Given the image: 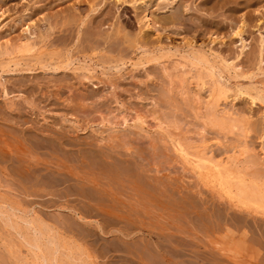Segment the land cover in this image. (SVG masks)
<instances>
[{"label":"rangeland","instance_id":"1","mask_svg":"<svg viewBox=\"0 0 264 264\" xmlns=\"http://www.w3.org/2000/svg\"><path fill=\"white\" fill-rule=\"evenodd\" d=\"M46 1L48 0H0V11L4 12L2 16L0 13V26L3 25L5 38L15 40L26 34L37 42V47L33 52L0 57V64H2L0 65V130L4 132L0 134V139L13 143L10 148L13 150L17 148L21 153L18 155L16 151L17 154L14 155V151L11 149L9 151L5 143L0 140L3 143L0 147V200L2 201H0V264H50V262L54 264L53 261L55 264H82L84 261L87 264H208V262L214 264V261L215 264H264V197L256 201L258 206L250 204V207L246 208L241 203L239 204L242 208L232 206L234 200L225 188L222 185L212 188L203 184L195 174L198 166L195 165L194 159L189 161L192 163L193 160L195 171L192 170L193 163L184 162V157L181 158L177 152L173 151L169 145L170 142L161 141L160 144V137L165 136L166 138L167 136L161 132V134L157 133L158 131H154V128L151 131L157 140L143 136L136 139L146 147L143 155L147 159L140 160L131 151L116 149L127 154L131 153L123 159L121 154L109 147L114 144V141L105 139L107 135L97 131L108 127L96 124L100 120V115L106 114L104 111L102 113L100 110L92 111L91 116L86 113H77L82 119L80 123H73L68 104L63 101L66 96V98H71L74 90V87L70 89L66 84L71 85L75 81L82 80L83 74L89 75L90 79H85L90 88L89 91L96 90L99 100L104 97V102L111 104L110 115L115 116L114 113L117 115L115 118H111L108 113L106 115L112 120L120 122L122 113L132 118L137 111L140 115L143 113L148 124L153 126L158 122L156 117L163 122L166 134L173 136L174 140H181L180 142H183L190 149L189 151L202 154L209 160H214L213 162L224 161L222 166L229 170L232 176H242L247 182H253L264 189V0H180V2L176 0L173 3L172 0H157L159 6L158 8L153 7L152 11L158 18L173 17L171 8L174 5L181 6V9L177 15L174 14L173 24L164 26L158 22L157 25L160 28L156 25V28H153L155 30L148 29L144 25L143 27V22L140 24L137 22L136 18L141 16L142 11L139 12V10L143 9V6L141 7L137 2L136 6L141 9L136 10L130 0L123 3L117 0H95L97 5L93 10H89L92 0H50L52 2L48 6L52 12L60 14L62 11L69 10L74 15L77 13V16L79 14L83 16L84 21L80 23L81 25L72 26L73 28L70 27L69 31L62 32L58 29L49 31L47 22H39L31 29L32 34L29 35V30L28 32L22 30L24 27L20 26V19L10 22V17L27 15L33 8L43 6ZM183 6L187 9L184 10ZM49 9L33 16L32 20L37 21L38 17H42ZM242 19L245 23L243 40L231 32L235 25L242 23ZM124 26V32L127 30L135 34L138 32L140 35L147 34L149 42L146 47H138L133 54L130 50L129 54L125 52L124 56L121 55V61L116 54L117 51L112 52L109 49V43L103 44L102 42L97 50H93L89 47L90 42L84 40L88 35L91 41L95 42L96 39L98 41L105 37L104 34H112L116 27L123 29ZM139 26H142L143 30ZM39 31L45 34L50 33V36L42 41L36 36ZM212 32L224 36L223 40L212 41ZM192 40L196 46L206 51L209 64L223 67V64L227 62L226 65H230V70H225L226 73L224 71L222 76L215 74L214 78L218 77L217 79L213 76L209 78L205 72H203V78H206L202 79L203 81L196 77L192 79L191 72L183 77L179 75L180 79L179 72L182 75L183 70H191L189 60L182 56L187 54L188 47L185 48V46ZM101 41L103 40H99L100 43ZM155 55H161V57L158 60L145 62L147 58L155 57ZM218 56H222L224 63L219 61L221 59ZM38 58L43 59H41L42 63ZM11 59L17 60L18 63L15 64ZM175 60L178 61L174 63ZM133 62L140 65L135 66ZM58 64L64 65L61 70H55ZM182 64L186 65L184 69L180 68ZM59 81L62 86L65 85L62 99L52 92ZM218 82L226 86L230 85L227 86L230 87L228 94L221 97L215 95L214 88ZM179 91L182 94L185 93L181 95ZM102 94L103 96H100ZM250 95L259 97V101H255L254 104ZM99 102L102 104V101ZM130 107L136 108L133 110ZM212 112L214 115L211 114ZM84 115H86L85 118ZM90 118L95 119V122L88 125ZM78 124L83 130L76 131ZM50 131H55L56 134L62 131L68 136L65 139H70L74 145L62 144ZM84 135L89 136L86 137L87 140ZM149 141H155L157 149H154ZM85 142L93 143L96 145L94 147L96 151H101L104 157H108L106 159L109 162L108 167L115 170L118 176L119 173H136L140 186L158 196V202L154 203L147 199L141 202L137 196H133L132 192L128 191L129 189H124L125 194L119 195L120 199H124L125 205L134 206L135 210L129 212V206L127 208L125 206L122 210L116 208V212L133 215V219L137 218L134 223L112 220L104 214L94 213L93 208H88L89 206L88 209L86 208L87 205L83 204L79 196L64 195L67 190L65 185L68 189L71 186L78 188L77 183L47 185L52 174L57 178L60 177L56 175V169H54V162H60L57 159L68 158L69 161L65 162L66 166H73L77 172H80V175L84 173L73 159L81 153L91 154ZM18 146L25 148L30 153L28 154L30 158L25 154L27 151L22 152ZM53 149L58 153L53 152ZM244 151L246 153H243ZM33 155L38 156L35 158ZM104 157L102 158L105 159ZM24 159L31 160V163L39 161L40 169L38 167L39 170H36L32 165L30 166L32 171L25 167L27 168L25 172ZM250 159H252L251 163ZM47 165L53 167L46 170ZM33 168L37 172H34ZM199 168L202 171V168ZM63 169L66 170L61 172L68 171L67 168ZM99 173L104 176L107 172L94 171L95 176L103 185L105 180H101L103 176ZM42 175L46 179L41 180V183L39 180L43 179ZM122 179L120 175V180ZM123 184L131 186V182L124 181ZM41 186L46 187L48 192L40 190ZM126 201L129 203L127 204ZM79 216L86 219H80ZM22 218L24 221L21 220ZM86 220L89 222L85 223ZM99 226L104 233L100 232ZM106 231L111 233L106 234ZM125 234L128 235L127 238ZM34 238L41 240V245H39L42 250L39 251L42 252L40 254L31 243ZM173 238L174 241H172ZM55 240L58 244L57 254H54V257L53 253H50L48 259L44 261L42 254L48 252L49 245L53 250L50 243ZM118 246H122L123 250L117 251ZM124 249H127L126 252Z\"/></svg>","mask_w":264,"mask_h":264},{"label":"bare ground","instance_id":"2","mask_svg":"<svg viewBox=\"0 0 264 264\" xmlns=\"http://www.w3.org/2000/svg\"><path fill=\"white\" fill-rule=\"evenodd\" d=\"M45 1V0H44ZM54 1V0H53ZM58 1V0H57ZM83 1V0H82ZM89 1V0H88ZM117 1H121L122 3L123 2H127V0H117ZM176 0H172V3L173 2H175ZM38 2V1H37ZM40 2V1H39ZM52 2V1H51ZM50 0H48V1H46V2H44V4H43V6H40V7H38V8H33L31 11H30V13L29 14H27V15H23L22 17H10L9 15V17H10V22H12V21H15V20H19L20 19V26H23L24 28L22 29L23 31H25V32H28V30L30 31V33H29V35H31L32 34V32H31V29H33L34 27H36L37 26V24L39 23V22H47L48 23V29L47 30H49V31H51V30H54V29H58L59 31H65V30H67V31H69V29H70V27H72V26H75V25H77V26H79V24L80 23H82V21H84V20H82V17L83 16H81L80 14H79V16H77V13H76V15H74V14H72L71 13V11H69L68 9V11H65V12H61L60 14L59 13H57V12H52L50 9H49V7L50 6H48L50 3ZM130 2H132L133 3V5H134V8L136 9V10H139V9H141L139 6H136V3L138 2V4L139 5H141V7L143 8V9H141V10H139V12L140 11H142V14H141V16H139L138 18H136L137 19V22H139V24L141 23V22H143L142 23V26L144 25L146 28H148V29H152V30H155V29H153V28H156V25H157V23L159 22V24L160 23H162L164 26H167V25H169V24H173V21H174V14H178V11L181 9V6H179V5H174V6H172V12H173V17H171L170 19H168L166 16H162L161 18H158V16L157 15H155L154 13L155 12H153L152 10H153V7H157L158 8V6H159V4H158V1L157 0H130ZM179 2H180V0H179ZM43 3V2H42ZM170 3V2H169ZM171 3V4H172ZM126 4V3H125ZM178 4V3H177ZM40 5V4H39ZM95 5H97V2L95 1V0H92L91 2H90V6H89V10H93L94 9V6ZM69 6V5H68ZM74 6V5H73ZM31 7V6H30ZM29 7V8H30ZM48 7V8H47ZM167 7V6H166ZM28 8V9H29ZM32 8V7H31ZM161 8V7H160ZM160 8L158 9V11L160 10ZM184 10H186L187 9V7L186 6H183L182 7ZM45 9H49V11L48 10H46L45 12H44V14L42 15V17L40 16V17H38V19H37V21H33L32 19V17L33 16H36V15H38L39 13H43V11L45 10ZM71 10H73V9H71ZM84 12V11H83ZM135 12V11H134ZM137 12V11H136ZM0 13H1V16L4 14V12L2 11H0ZM88 15V14H87ZM137 15V14H136ZM160 16V15H159ZM9 21V20H8ZM2 22V21H1ZM17 23H18V21H17ZM14 24V23H13ZM1 25V24H0ZM7 25V24H6ZM41 25V24H40ZM81 25V24H80ZM88 25V24H87ZM39 26V25H38ZM123 26V25H122ZM140 27V29H142L143 27ZM158 26V25H157ZM244 26H245V23H244V20L242 19V23H240L239 25H235V27H233L232 28V34H234V35H236L237 37H239V39H241V40H243V32H244ZM7 27H9L8 25H7ZM11 27V26H10ZM159 27V26H158ZM73 28V27H72ZM124 28H125V26L123 27V29H121L120 27H116L115 28V30H113L114 32H112V34H110V33H107L106 35L104 34V38L102 39H99V40H103V41H101V43L99 42V40L98 41H96L95 40V42H93V41H91L90 40V38L88 37V35H87V37L84 39L83 37V39L85 40V41H87L90 45H89V47L90 48H93V50H97L99 47H100V45L102 44V42H103V44L104 43H109V49L112 51V52H114V51H117V55L120 57V61H121V55H123L124 56V53L125 52H127L128 53V51L130 50L131 52H132V54L133 53H135L134 51L138 48V47H146L147 46V44H148V42H149V37L147 36V34H142V35H140L139 34V32L138 33H136L135 34V32H129V31H125L124 32ZM160 28V27H159ZM8 29V28H7ZM9 29H11V28H9ZM139 29V30H140ZM164 29V28H163ZM143 30V29H142ZM157 30V29H156ZM159 30V29H158ZM165 30H166V28H165ZM71 31V30H70ZM79 31V30H78ZM141 31V30H140ZM151 31V30H150ZM155 32V31H154ZM174 32V31H173ZM172 32V33H173ZM11 33V32H10ZM69 33V32H68ZM74 33V32H73ZM78 33V32H77ZM80 33V32H79ZM100 33V32H99ZM98 33V34H99ZM157 34V33H156ZM71 35V34H70ZM100 36H102L101 34H99ZM12 36V35H11ZM38 38H40L42 41H44L45 39H47V37L48 36H50V33H47L46 32V34L45 33H42L41 31H39L38 32V35H36ZM86 36V35H85ZM213 36V37H212ZM6 37V35H5V30H3V25L2 26H0V57L2 58V57H4V56H11V55H15L16 53H30V52H33L35 49H36V45H37V42L34 40V39H30V37L29 36H27L26 34L24 35V37H17V38H15V40H12L11 38H5ZM9 37V36H8ZM211 37L213 38L212 39V41H214V40H216V39H222L223 40V37L224 36H221V35H219L218 33H216V32H212V34H211ZM71 38V37H70ZM107 38H109L108 40H107ZM187 38V37H186ZM67 39V38H66ZM73 39V38H72ZM93 39V38H92ZM114 39H115V43H114ZM184 39H185V37H184ZM82 40V39H81ZM111 41H113V42H111ZM211 41V40H210ZM117 42V43H116ZM150 42H151V40H150ZM38 43H39V41H38ZM45 44V43H44ZM115 44V45H114ZM116 44H118V45H116ZM54 45V44H53ZM83 45V44H82ZM116 46V48H114V46ZM103 46V45H102ZM120 47V48H118V47ZM175 46V45H174ZM71 47V46H70ZM84 47H85V45H84ZM161 47H163V46H161ZM168 47V46H167ZM186 47H188V50H187V54L186 55H183L182 57L184 58V59H187V60H189V62H190V64H191V66H190V71H187L186 69H185V71L183 70V72H182V75H181V72H179V74H178V76L180 75L181 77H183V75L185 76L186 74H190V72H191V76L190 77H192V79H193V77H196V79H198V80H204V78H206V77H204L203 78V72H205L206 73V75L209 77V76H213V78H214V75L215 74H218L217 76H222V74L224 73V71L225 70H227V69H229L230 70V65L228 66V65H226L227 64V62H226V64H223V67H220L219 65L217 66V65H215V64H209V60H208V58H207V53H206V51H204V50H202L200 47H198V46H196V44H194L193 43V40L192 41H189V42H187V44H186V46H185V48ZM202 47V46H201ZM80 48V47H79ZM82 48V47H81ZM86 48V47H85ZM89 48V49H90ZM152 48V47H151ZM155 49H156V47H154ZM160 48V47H159ZM178 49V48H177ZM181 49V48H180ZM210 49V48H209ZM150 50V49H149ZM184 50V49H183ZM40 51V50H39ZM172 51V50H171ZM182 51V50H181ZM210 51V50H209ZM36 52V51H35ZM162 52V51H161ZM179 52H180V50H179ZM208 52V51H207ZM213 51H211V53H212ZM215 52V51H214ZM58 53V52H57ZM56 53V54H57ZM61 53V52H60ZM60 53H59V55H60ZM130 53V52H129ZM128 53V54H129ZM146 53V52H145ZM149 53H151V52H149ZM154 53V52H153ZM182 53V52H181ZM70 54V53H69ZM158 54V53H157ZM170 54V53H169ZM218 54V53H217ZM17 55V54H16ZM40 55V54H39ZM42 55V54H41ZM68 55V54H67ZM239 55V54H238ZM69 56V55H68ZM125 56H126V54H125ZM146 56V55H145ZM148 56H149V54H148ZM167 56H168V53H167ZM171 56V55H170ZM237 56V55H236ZM161 57V55H155V57H150V58H147L146 60H145V62H148V61H150V60H158L159 58ZM176 57V56H175ZM182 57H180V58H182ZM220 56H218V58H219ZM222 57V56H221ZM220 57V59L221 60H219V61H223V63H224V60H223V58H221ZM5 58V57H4ZM69 58V57H68ZM106 58V57H105ZM179 58V57H178ZM213 58V57H212ZM211 58V59H212ZM217 58V57H216ZM22 59V58H21ZM39 60H40V62L42 63V60L40 59V58H38ZM62 59V58H61ZM117 59H118V57H117ZM138 59V58H137ZM210 59V58H209ZM215 59V58H214ZM8 60V59H7ZM68 60V59H67ZM103 60V59H102ZM106 60V59H105ZM132 60V59H131ZM134 60V59H133ZM179 60H181V59H179ZM11 61H13L15 64H17L18 63V61L17 60H12L11 59ZM21 61V60H20ZM124 61V60H123ZM135 61V60H134ZM176 61H178V60H175V62L174 63H176ZM181 61H183V60H181ZM214 61H216V59L214 60ZM218 61V62H219ZM234 61V60H233ZM106 62H107V60H106ZM137 62H138V60H137ZM184 62V61H183ZM228 62H230V61H228ZM1 63H3V62H1ZM12 63V62H11ZM71 63V62H70ZM70 63H69V65H70ZM85 63V62H84ZM109 63V62H108ZM114 63V62H113ZM178 63H180V62H178ZM231 63V62H230ZM133 64L136 66H138V65H140V64H138V63H134L133 62ZM132 64V65H133ZM143 64H144V62H143ZM184 64H186L185 62H184ZM184 64H182L181 66H180V68L181 69H184L185 67H186V65H184ZM189 64V63H188ZM187 64V65H188ZM208 64V67H206V65ZM0 65H2V64H0ZM68 65V66H69ZM113 65V64H112ZM118 65H119V63H118ZM123 65V64H122ZM131 65V66H132ZM176 65V64H175ZM180 65V64H179ZM63 66L64 65H61V64H58L57 66H56V68H55V70H58V69H62L63 68ZM143 66V65H142ZM185 66V67H184ZM189 66V65H188ZM112 67V66H111ZM179 67V66H178ZM184 67V68H183ZM3 68V67H2ZM70 68V67H69ZM189 68V67H188ZM187 68V69H188ZM232 68V67H231ZM233 68H235V66H233ZM65 69V68H64ZM81 69V68H80ZM79 69V70H80ZM6 70V69H5ZM8 70V69H7ZM19 70V69H18ZM192 70H194V71H192ZM228 70V71H229ZM9 71V70H8ZM227 71V72H228ZM83 72V71H82ZM84 73V72H83ZM225 73H226V71H225ZM230 73V72H229ZM78 75V74H77ZM173 76V75H172ZM178 76H177V78H178ZM179 76V78L181 79V77ZM50 77V76H49ZM58 77H60V76H58ZM64 77V76H63ZM71 77V76H70ZM69 77V78H70ZM168 77V76H167ZM211 77H209V78H211ZM95 78V77H94ZM218 78V77H217ZM217 78H214V79H217ZM50 79H52V78H50ZM85 79H90L89 78V75L87 76V75H82V80H78V81H75L73 84H71V85H68V84H66V86H68V87H70V89H71V87H74L73 89V94H72V97L70 96V94H69V96L71 97V98H66L67 96L66 95H64V96H66L65 98H63V94H64V91H63V87H65V85H63L62 86V83H61V81H59V83H57V86H56V88L52 91L53 92V94L55 95V96H57L58 98H63V101L66 103V104H68L67 105V107H68V109L70 110V118H72L73 119V123H77V122H79L80 123V119H82L77 113H86V115H90L91 116V113H92V111H95L96 112V110L98 111V110H100V113H102L103 111L107 114H109V116H111L110 115V113L112 112L111 111V109H109L110 107H111V104H107V103H105L104 101H105V98L103 97V99H101V100H99L98 99V92H95V91H93V90H90L89 91V87H88V83L85 81ZM109 79V78H108ZM168 79H169V77H168ZM183 79H185V78H183ZM189 79V78H188ZM191 79V80H192ZM224 79V78H223ZM226 79V78H225ZM62 80V79H61ZM76 80V79H75ZM170 80V79H169ZM202 80V81H203ZM54 81H55V79H54ZM58 81V80H57ZM116 81V80H115ZM209 81V80H208ZM217 81V80H216ZM41 82V81H40ZM66 82V81H65ZM109 82V81H108ZM118 82V81H117ZM199 82V81H198ZM198 82H196V83H198ZM207 82V81H206ZM211 82H215V81H212L211 80ZM183 83V82H182ZM202 83V85H204V83L203 82H201ZM53 84V83H52ZM94 84V83H93ZM92 84V85H93ZM108 84V83H107ZM168 84H169V82H168ZM209 84V83H208ZM197 85V84H196ZM215 85V84H214ZM44 86V85H43ZM48 86V85H47ZM183 85H181V87H182ZM227 86H230V85H227ZM226 86V84L224 85L223 83H220V82H218L217 83V85L215 86V88H214V91H215V95L217 96V97H221V96H223V95H225L227 92H229V89H230V87L228 88ZM55 87V86H54ZM114 87V86H113ZM169 87V86H168ZM200 87V86H199ZM203 87V86H202ZM201 87V88H202ZM50 88V87H49ZM152 88V87H151ZM175 88V87H174ZM184 88V87H183ZM210 88V87H209ZM69 89V88H68ZM182 89V88H181ZM185 89V88H184ZM244 89H245V87H244ZM115 90V89H114ZM209 90V89H208ZM101 91V90H100ZM183 91V90H182ZM262 91V90H261ZM261 91H259V92H261ZM180 92V91H179ZM240 93H243V94H245V92H243V91H239ZM143 93V92H142ZM181 93V92H180ZM185 93V92H184ZM183 93V94H184ZM230 93H231V91H230ZM256 93V92H255ZM263 93V92H262ZM182 93H181V95H183ZM228 94V93H227ZM258 95V94H257ZM68 96V97H69ZM100 96H103V94L102 95H100ZM234 96H236V95H234ZM232 97V96H231ZM247 97V96H246ZM250 97H251V100H252V102L254 103L255 101L256 102H258L259 100V97H257V96H254V95H250ZM144 98V97H143ZM223 98V97H222ZM235 98V97H234ZM120 99V98H119ZM118 99V100H119ZM214 100V99H213ZM243 100V99H242ZM258 100V101H257ZM99 101H102V104H100V102ZM106 101H107V99H106ZM122 101V100H121ZM120 101V102H121ZM211 101V100H210ZM104 102V103H103ZM204 101H202V103H203ZM251 102V101H250ZM62 103V102H61ZM262 103V102H261ZM65 104V105H66ZM120 104V103H119ZM122 104H124V103H122ZM255 104V103H254ZM125 105V104H124ZM124 105H122V107L124 106ZM137 105V104H136ZM136 105H134V106H136ZM207 105V104H206ZM264 105V104H263ZM121 106V105H120ZM127 106H130V105H127ZM137 107V106H136ZM136 107H134V108H136ZM140 107V106H139ZM138 107V108H139ZM128 108V107H127ZM134 108H131L130 107V109H133V110H135ZM200 108H201V106H200ZM139 109H141V108H139ZM139 109H137V110H139ZM204 109V108H203ZM113 110V109H112ZM127 110V109H126ZM132 110V111H133ZM142 110H143V108H142ZM202 110V109H201ZM210 110H211V108H210ZM116 111V110H115ZM128 111V110H127ZM225 111V110H224ZM117 112V111H116ZM119 112H120V110H119ZM123 112V111H122ZM121 112V113H122ZM136 112V114L134 115V117H132V116H130V117H132V118H128V114L126 115L125 113H122L120 116L122 117L121 118V121L119 122H117V121H114V120H112L111 118L112 117H114L115 118V116L117 115V114H115L114 113V115L115 116H111V118L110 117H108L106 114H101L100 115V117H99V119L100 120H98V122L96 123L98 126L99 125H103V126H108L107 128H100V130H97V131H100V133L101 134H106L107 136H105L106 138L105 139H107V140H111V141H114V144L113 145H111V146H109L111 149H114L115 150V152L116 153H118V154H121V156L123 157V159H124V157L125 156H130V154L131 153H134L135 154V157L137 158V159H140V160H146L147 158L143 155L144 154V152H145V148L146 147H144L143 146V144H141L140 142H137L136 141V139H139V137H148V138H150L151 139V137H153V140H157L153 135H154V133L151 131V129L152 128H154V131H158L157 133H162V134H165L167 137L165 138V136L164 137H160V144H161V141L162 142H170L169 143V145H171V148L173 149V151L174 152H177L179 155H180V157L181 158H183V160H185L184 162H186V161H188V163L189 164H192L193 163V160H192V163H190L191 161H189V160H191V159H194V161H195V165L196 166H198V170H197V168H196V175L198 176V178L200 179V181L203 183V184H206L207 186H209V187H217L218 188V185L219 186H223L224 188H225V190L231 195V197L233 198V200H234V202H232L234 205H232V206H235V207H241V205L239 204V203H241L242 205H244L246 208H249L250 206V204H256L257 205V200H259L260 198H263L264 197V189H262V187L260 186V185H257V184H254L253 182H247L246 181V179L244 178V177H242V176H239V177H237V176H232V173L229 171V170H226L225 168H224V166H222V165H224V161H218L217 162V160H216V162H213V161H211V160H209L208 158H206L204 155H202V154H195V153H193V152H191V151H189L190 149L186 146V145H184L183 144V142H180L181 140H177V139H173V136H171L170 134H166L167 133V131H166V128L163 126V122L161 121V120H159L158 118H156L155 117V119H157V121L158 122H156L153 126L151 125V124H148V122L145 120V118H144V116L141 114L140 115V113H138L137 111H135ZM208 112V111H207ZM206 112V113H207ZM99 113V114H100ZM153 114H154V112H152ZM212 115H214V112H212L211 113ZM216 114V113H215ZM82 115V114H81ZM86 115H84V118H85V116ZM219 115V114H218ZM233 115V114H232ZM94 116H96V114H94ZM83 117V116H82ZM92 117H93V114H92ZM227 117H228V115H227ZM67 118H69V117H67ZM89 118V117H88ZM94 118V117H93ZM113 118V119H114ZM205 118V117H204ZM203 118V119H204ZM71 119V120H72ZM231 119V118H230ZM4 121V120H3ZM66 121V120H65ZM70 121V120H69ZM204 121V120H203ZM94 122H95V119L94 120H91V118H90V120H89V122L87 123L88 125H91V124H94ZM155 122V121H154ZM204 122H206V121H204ZM212 122V121H211ZM72 123V122H71ZM72 123V124H73ZM85 123V122H84ZM223 123V122H222ZM169 124V123H168ZM173 124V123H172ZM242 124V123H241ZM175 125H177V124H175ZM75 126V125H74ZM82 126H84V125H82ZM61 127V126H60ZM77 128H76V131H78L79 129L80 130H83V128H81V125H79L78 124V126H76ZM97 127V126H96ZM102 127V126H101ZM235 127V126H234ZM6 128V127H5ZM233 128V127H232ZM75 129V128H74ZM85 129V128H84ZM99 129V128H98ZM230 129V128H229ZM2 130V129H1ZM0 130V134H3L4 132H2ZM54 130V129H53ZM69 130V129H68ZM67 130V131H68ZM96 130V129H95ZM46 131V130H45ZM44 131V132H45ZM63 131V130H62ZM62 131L61 132H59L58 134H56L57 132H55V131H50V133H52V135L54 134L57 138H58V140H60L61 141V143L62 144H64V145H67V146H70V145H74V143L73 142H71V140L70 139H65L66 137H68V136H66V134H63L62 133ZM66 131V130H65ZM245 131V130H244ZM92 132V131H91ZM246 132H247V130H246ZM13 133V132H12ZM25 133V132H24ZM160 133V134H161ZM9 134V133H8ZM5 135V134H4ZM28 135H29V133H28ZM90 135V134H89ZM157 135V134H156ZM8 136V135H7ZM6 136V137H7ZM17 136V135H16ZM88 136V135H87ZM86 136V137H87ZM3 137V136H2ZM1 137V138H2ZM30 137V136H29ZM78 137H79V135H78ZM84 137H85V135H84ZM86 137H85V139H86ZM89 137V136H88ZM95 137V136H94ZM93 137V138H94ZM5 138V137H4ZM82 138V137H81ZM175 138V137H174ZM176 138H177V136H176ZM19 139H21V138H19ZM96 139V138H95ZM94 139V140H95ZM100 139V138H99ZM103 140H104V137L102 138ZM145 139V138H144ZM180 139V138H179ZM184 139V138H183ZM1 141H3V143H5V145H6V147H7V149L10 151V149H11V151H14V155L15 154H17V152H18V155L19 154H21L20 153V151H18L17 150V148H14V150L12 149V148H10L12 145H13V143H10L9 141H6L5 142V139L4 140H2V139H0ZM7 140V139H6ZM75 140V139H74ZM87 140V139H86ZM93 140V141H94ZM22 141V140H21ZM73 141V140H72ZM90 142H91V140H89ZM100 140H98V142H99ZM184 141V140H183ZM202 141V140H201ZM82 142V141H81ZM88 143V142H85L84 144H85V146L87 147V149H88V151L91 153V154H84V153H81L80 155H78V156H76V158H74L73 159V161H75V163L77 164V166L79 167V168H81V169H83V171H84V173H82L81 175L79 174L80 172H77L76 171V169H74V167L73 166H71V167H69V166H66L67 164H65V162H67V161H69V159L68 158H65L64 160H59V159H57V161H60L59 163L57 162H54L55 163V167H54V169H56V175H59L60 177H55V175H51L52 176V178H51V180H49V182L47 183V185H50V186H54L55 184H70V183H77L78 185H79V187L78 188H74V187H72L71 186V188H67L66 187V185H65V189H67L65 192H64V195H72V196H79L78 198H80V200L83 202V204H85V205H87L86 206V208L88 207V208H93L94 210V213H96V212H98V213H101V214H104V216H108V217H111L110 219H117V220H121V221H124V222H133L134 223V221L137 219H133L132 218V216L133 215H125L124 214V212H119V213H117L116 212V208H118V210H122V208L123 207H125L126 206V208L129 206V205H125V203H124V199L123 200H121L120 199V196L119 195H122V194H125V190L124 189H129L128 191L130 192H132V195L133 196H137L138 197V199L142 202V201H144L145 199H147V200H150V201H154V203L155 202H158L157 200H158V196L157 195H154V194H152L151 192H149L148 190H145L144 188H142L140 185V183H139V181H138V179H137V174L135 173V174H130V173H119V176L116 174L117 172L115 171V170H113L112 168H110V167H108V164H109V162L106 160L108 157H104L102 154H101V151H96V149L94 148L96 145H94L93 143ZM101 142V141H100ZM107 142V141H106ZM145 142V141H144ZM150 143V145L155 149L157 146H156V144H155V141H149ZM1 143V142H0ZM3 143H1V145H0V147H2V144ZM54 143V142H53ZM157 143H158V141H157ZM264 143V142H263ZM47 144V143H46ZM159 144V143H158ZM168 144V143H167ZM48 145V144H47ZM51 145V144H50ZM83 145V144H82ZM145 145V144H144ZM164 145V144H163ZM188 145V144H187ZM24 146V145H23ZM76 146V145H75ZM160 146V145H159ZM165 146H166V144H165ZM199 146V145H198ZM22 147V146H21ZM20 146H18V148H19V150L21 149L22 150V152H26L27 150H25V148L24 149H22ZM53 148H54V146H52ZM56 147V146H55ZM104 147V146H103ZM161 147V146H160ZM50 148H51V146H50ZM98 148V147H97ZM100 150H101V148H102V146L100 145ZM196 148V147H195ZM195 148H191L192 150L193 149H195ZM27 149V148H26ZM39 149H41V148H39ZM86 149V148H85ZM84 149V150H85ZM116 149H124L125 151H131V153L129 152V154H127V153H124L122 150H116ZM157 149V148H156ZM162 149V148H161ZM197 149V148H196ZM1 150V149H0ZM4 150V149H3ZM2 150V151H3ZM83 150V151H84ZM17 151V152H16ZM55 150L53 149V152H54ZM110 151V150H109ZM108 151V152H109ZM243 151V150H242ZM28 152V151H27ZM25 153V154H27L26 156H29L28 154H30L29 152L28 153ZM57 151H55V153H56ZM97 152V153H96ZM2 153H4V152H2ZM10 153V152H9ZM36 153V152H35ZM43 153H45V152H43ZM58 153V152H57ZM110 153V152H109ZM162 153V152H161ZM207 153V152H206ZM209 153V152H208ZM243 153H246L245 151L243 152ZM24 154V155H25ZM33 154H34V152H33ZM54 154V153H53ZM61 154V153H60ZM147 154V153H146ZM2 155H4V154H2ZM1 155V156H2ZM6 155H8V154H6ZM23 155V154H22ZM23 155V156H24ZM62 155V154H61ZM12 156V155H11ZM33 156H35V155H33ZM38 156V155H37ZM37 156H35V158L37 157ZM60 156V155H59ZM70 156V155H69ZM75 156V155H74ZM108 156V155H107ZM160 156V155H159ZM249 156V155H248ZM57 157H58V155H57ZM56 157V158H57ZM98 157H99V159H98ZM102 157H104L105 159H103ZM132 157V156H131ZM156 157H158V156H156ZM254 157V156H253ZM2 158V157H1ZM5 158H7V157H5ZM14 159H15V157H13ZM12 158V159H13ZM29 158H30V156H29ZM71 158H72V156H71ZM160 158V157H159ZM166 158V157H165ZM212 158H214V157H212ZM18 159V158H17ZM98 159V160H97ZM148 159H149V157H148ZM163 159V158H162ZM215 159V158H214ZM56 160V159H55ZM151 160V159H150ZM233 160V159H232ZM251 160L252 159H250V163H251ZM253 160H255V158H253ZM257 160V159H256ZM24 161L26 162L25 163V165L23 164V167L25 168V167H27L28 169H30V166H34V168L36 169V170H39L40 169V162L38 163L37 161H35V162H30L31 160H26V159H24ZM42 161V160H41ZM160 161V160H159ZM162 161V160H161ZM227 161V160H226ZM235 161V160H234ZM17 162V161H16ZM20 162H22V161H20ZM123 162V161H122ZM148 162H150V161H148ZM147 162V163H148ZM158 162V161H157ZM246 163V162H245ZM20 164V163H19ZM19 164H17V166L19 167ZM22 164V163H21ZM114 164V163H113ZM121 164V163H120ZM161 164V163H160ZM159 164V165H160ZM44 165V164H43ZM53 165V164H52ZM153 165H155V164H153ZM195 165H194V163L191 165V166H194L193 167V169H192V167H191V169L193 170V171H195ZM226 165V164H225ZM123 166V165H122ZM163 166V165H162ZM38 167H39V169H38ZM49 167H53V166H49V165H47L45 168H46V170H48L49 169ZM158 167H160V166H158ZM199 167H201L202 168V171L200 170V168ZM233 166H231V168H232ZM21 168V167H20ZM20 168H19V170H20ZM27 168H25L24 170H25V172L27 171ZM34 168H33V170H34ZM42 168V167H41ZM63 168H67L68 169V171H66V172H68V174L66 173V172H61L62 170H66V169H63ZM17 168L15 167V170H16ZM153 169V168H152ZM237 169V168H236ZM23 170V169H22ZM23 170V171H24ZM95 170H99V171H102V172H107L104 176L103 175H101L100 173H99V175H101V176H103V177H101V180L102 179H104L105 181L103 182V185H101V183L99 182V179L95 176V174H94V171ZM122 170V169H121ZM235 170V169H234ZM30 171H32L31 169H30ZM55 171V170H54ZM126 171V170H125ZM134 171V170H133ZM191 171V170H190ZM20 172V171H19ZM18 172V173H19ZM24 172V173H25ZM34 172H37V171H35L34 170ZM122 172V171H121ZM177 172V171H176ZM236 172H237V170H236ZM242 172V171H241ZM17 173V174H18ZM21 173V172H20ZM69 173H71V175H69ZM97 173V172H96ZM47 174H49V173H47ZM164 174V173H163ZM242 174V173H241ZM245 174V173H244ZM22 175V174H21ZM25 175V174H24ZM120 175H121V179H122V177H123V179L122 180H120ZM195 175V176H196ZM260 175V174H259ZM23 176V175H22ZM31 176V175H30ZM43 176V175H42ZM50 176V177H51ZM28 177H29V175H28ZM38 177H39V174H38ZM49 177V176H48ZM234 177H236V178H234ZM41 178V177H40ZM258 178V177H257ZM256 178V179H257ZM44 179H46V178H44V176H43V179H40L39 181L41 182V180H44ZM49 179V178H48ZM47 179V180H48ZM26 180H27V177H26ZM141 180V179H140ZM163 180V179H162ZM249 180H251L250 178H249ZM261 180V179H260ZM131 182V186H128V185H124L123 184V182ZM199 181V182H200ZM200 182V183H201ZM218 183L217 185L215 184V183ZM42 183V182H41ZM261 183V182H260ZM52 184V185H51ZM39 185V184H38ZM205 185V186H206ZM161 186V185H160ZM262 186H263V184H262ZM42 187V186H41ZM97 187H100V188H97ZM122 189V190H121ZM149 189H151V188H149ZM40 190H42V191H44V192H48V190L46 189V187H42ZM34 191V190H33ZM124 193H123V192ZM218 191H219V189H218ZM128 192V193H129ZM221 192H223V191H221ZM156 193V192H155ZM225 193V192H224ZM157 194V193H156ZM223 193H221V195H222ZM227 194V193H226ZM131 195V194H130ZM220 196V195H219ZM126 197V196H125ZM128 197H130V196H128ZM221 197V196H220ZM133 198V197H132ZM77 199V198H76ZM7 200V199H6ZM78 200V199H77ZM135 200V199H134ZM1 201V200H0ZM49 201V200H48ZM79 201V200H78ZM2 202V201H1ZM127 202V201H126ZM137 202V201H136ZM129 202H127V204H128ZM2 204V203H1ZM160 204V203H159ZM76 205V204H75ZM119 205V206H118ZM1 206V205H0ZM14 206V205H13ZM145 206V205H144ZM258 206V205H257ZM24 207V206H23ZM133 207L134 206H132V207H130L129 206V212L130 211H133V210H135V209H133ZM255 207V206H254ZM261 207H263V206H261ZM2 208V207H1ZM8 208H10L9 206H8ZM14 208H15V206H14ZM87 208V209H88ZM120 208V209H119ZM234 208V207H233ZM242 208V207H241ZM4 209V208H3ZM65 209V208H64ZM66 209H67V207H66ZM69 209V208H68ZM235 209V208H234ZM240 209V208H239ZM254 209V208H253ZM70 210V209H69ZM72 210V209H71ZM91 211H92V209H90ZM89 210V211H90ZM248 210V209H247ZM11 211H13V210H11ZM90 211V212H91ZM124 211V210H123ZM249 211V210H248ZM3 212H7V211H3ZM3 212H1L2 214H3ZM28 212H30V210L28 211ZM31 212H33V211H31ZM35 212V211H34ZM198 212V211H197ZM8 213V212H7ZM21 213V212H20ZM23 213V212H22ZM25 213H27V212H25ZM25 213H23V214H25ZM93 213V212H92ZM93 213V214H94ZM139 213V212H138ZM1 214V215H2ZM33 214V213H32ZM64 214V213H63ZM79 214V213H78ZM5 216H6V214H5ZM12 216V215H11ZM23 216V215H22ZM40 216V215H39ZM91 216H93V215H91ZM97 216H98V214H97ZM102 216V215H101ZM101 216H100V218H101ZM20 217V216H19ZM108 217H106V218H108ZM8 218V217H7ZM15 218V217H14ZM13 218V219H14ZM21 218V217H20ZM32 218V217H31ZM36 218V217H35ZM42 218V217H41ZM79 218L80 219H86V218H84L83 216H79ZM103 218V217H102ZM105 218V219H106ZM9 219V218H8ZM24 218H22L21 220H23ZM30 219V218H29ZM33 219V218H32ZM11 220V219H10ZM26 220V219H25ZM28 220V219H27ZM34 220H36V219H34ZM66 220H67V218H66ZM111 220V221H112ZM141 220V219H140ZM24 221V220H23ZM30 221V220H29ZM32 221V220H31ZM40 221H41V219H40ZM39 221V222H40ZM43 221V220H42ZM45 221V220H44ZM15 222V221H14ZM18 222H19V220H18ZM28 222V221H27ZM33 222V221H32ZM86 222H89V221H85V223ZM105 222H107V221H105ZM104 222V223H105ZM109 222V221H108ZM113 222V221H112ZM116 222V221H115ZM6 223V222H5ZM10 223V222H9ZM31 223V222H30ZM34 223V222H33ZM36 223V222H35ZM73 223V222H72ZM110 223V222H109ZM117 223H118V221H117ZM120 223V222H119ZM13 224V223H12ZM18 224V223H17ZM106 224V223H105ZM121 224H122V222H121ZM131 224V223H130ZM129 224V225H130ZM138 224V223H137ZM137 224H135V226H137ZM200 224V223H199ZM28 225V224H27ZM34 225V224H33ZM36 225V224H35ZM128 225V226H129ZM9 226V225H8ZM26 226V225H25ZM30 226V225H29ZM37 226V225H36ZM47 226V225H46ZM132 226H134V225H132ZM20 227H21V225H20ZM42 227V226H41ZM10 228V227H9ZM22 228V227H21ZM32 228V227H31ZM48 228V227H47ZM99 228V230H100V232L101 233H104V230L99 226L98 227ZM34 229L35 230H37V228L36 227H34ZM44 229V228H43ZM46 229V228H45ZM247 229V228H246ZM25 230V229H24ZM29 230V229H28ZM32 230V229H31ZM48 230V229H47ZM123 230V229H122ZM122 230H120V231H122ZM19 231V230H18ZM27 231V230H26ZM127 231V230H126ZM126 231H123V232H125L126 233ZM32 232V231H31ZM128 232V231H127ZM29 233V232H28ZM90 233V232H89ZM106 234L107 233H111L110 231H106L105 232ZM118 233V232H117ZM131 232H129V234H130ZM26 234V233H25ZM41 234V233H40ZM43 234V233H42ZM45 234V233H44ZM114 234V233H113ZM115 234H116V232H115ZM132 234V233H131ZM244 234V233H243ZM33 235H34V233H33ZM51 235V234H50ZM54 235V234H53ZM58 235V234H57ZM110 235V234H109ZM133 235H134V233H133ZM49 236V235H48ZM55 236V235H54ZM90 236H91V234H90ZM117 236V235H116ZM125 236H126V238H127V236L128 235H126L125 234ZM245 236V235H244ZM39 237V236H38ZM46 237V236H45ZM169 237V236H168ZM167 237V238H168ZM41 238V237H40ZM40 238H34V239H32L31 240V243H32V245L34 246V247H36L37 249H38V251L39 250H42V249H40ZM54 238V237H53ZM118 238V237H117ZM263 238V237H262ZM42 239V238H41ZM49 239V238H48ZM65 239V238H64ZM169 239H171L170 237H169ZM50 240V239H49ZM117 240V239H116ZM125 240V239H124ZM124 240H121V241H124ZM168 240V239H167ZM24 241H25V239H24ZM27 241V240H26ZM172 241H174V238H173V240ZM61 242V241H60ZM73 242V241H72ZM139 242V241H138ZM167 242V241H166ZM177 242V241H176ZM27 243V242H26ZM47 243H48V241H47ZM124 243H125V241H124ZM175 243V242H174ZM40 244V245H39ZM44 244V243H43ZM50 244H52L51 246H53V250H52V248L51 247H49L48 246V252H45L44 254H42L43 255V259H44V261L45 260H47L48 258V255L51 253H53V255L54 254H57V252H58V244H57V242H56V240L55 241H52ZM170 244H171V242H170ZM14 245V244H13ZM47 245V244H46ZM73 245V244H72ZM74 245H75V243H74ZM77 245V244H76ZM124 245V244H123ZM173 245V244H172ZM60 246V245H59ZM132 246V245H131ZM185 246V245H184ZM42 247H43V245H42ZM127 247V246H126ZM125 247V248H126ZM130 247V246H129ZM29 248H32V247H29ZM28 248V249H29ZM35 248V249H36ZM60 248V247H59ZM70 248V247H69ZM141 248V247H140ZM11 249V248H10ZM33 249V248H32ZM34 249V250H35ZM46 249H47V247H46ZM66 249V248H65ZM106 249V248H105ZM122 249V246L120 247V246H118L117 248H116V250L118 251V250H121ZM131 249H132V247H131ZM62 250V249H61ZM77 250V249H76ZM123 250V249H122ZM126 250L127 249H124V251L126 252ZM134 250V249H133ZM135 250H136V248H135ZM184 250V249H183ZM128 251H129V249H128ZM166 251V250H165ZM182 251V250H181ZM37 252V251H36ZM42 252V251H41ZM40 251L39 252H37V253H41ZM76 252V251H75ZM109 252V251H108ZM131 252V251H130ZM16 253V252H15ZM74 253V252H73ZM129 253V252H128ZM33 254H35V253H33ZM68 254V253H67ZM61 255V254H60ZM71 255V254H70ZM70 255L68 256L69 258H70ZM73 255V254H72ZM182 255V254H181ZM41 256V255H40ZM39 256V259L42 257H40ZM52 256V255H51ZM74 256V255H73ZM207 256V255H206ZM7 257V256H6ZM54 257H55V255H54ZM2 258H3V256H2ZM57 258H58V256H57ZM75 258V257H74ZM77 258V257H76ZM197 258V257H196ZM214 259H216V258H214ZM42 260V259H41ZM69 260V259H68ZM212 260H213V258H212ZM53 261V260H52ZM59 261V260H58ZM66 261V260H65ZM82 261V260H81ZM208 261H209V259H208ZM220 261V260H219ZM222 261V260H221ZM62 262V261H61ZM203 262V261H202ZM213 262V261H212ZM216 262H218L217 260H216ZM46 263V262H45ZM53 263L55 264V262L53 261ZM73 263V262H72ZM77 263H78V261H77ZM206 263V262H205ZM50 264H51V262H50ZM76 264V263H75ZM81 264V263H80ZM82 264H87L85 261H84V263H82ZM89 264V263H88ZM208 264H210V262H208ZM211 264H213V263H211ZM214 264H215V261H214Z\"/></svg>","mask_w":264,"mask_h":264}]
</instances>
